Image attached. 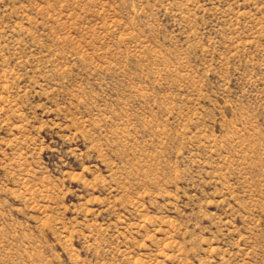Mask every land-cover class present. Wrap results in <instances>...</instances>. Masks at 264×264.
<instances>
[{
	"label": "rangeland",
	"instance_id": "374dc122",
	"mask_svg": "<svg viewBox=\"0 0 264 264\" xmlns=\"http://www.w3.org/2000/svg\"><path fill=\"white\" fill-rule=\"evenodd\" d=\"M0 264H264V0H0Z\"/></svg>",
	"mask_w": 264,
	"mask_h": 264
}]
</instances>
